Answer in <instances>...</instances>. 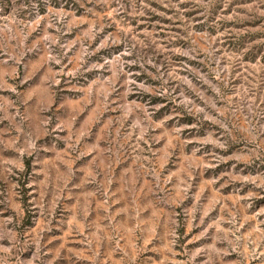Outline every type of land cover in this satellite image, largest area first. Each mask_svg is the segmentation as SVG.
Listing matches in <instances>:
<instances>
[{"label": "rangeland", "instance_id": "obj_1", "mask_svg": "<svg viewBox=\"0 0 264 264\" xmlns=\"http://www.w3.org/2000/svg\"><path fill=\"white\" fill-rule=\"evenodd\" d=\"M0 264H264V0H0Z\"/></svg>", "mask_w": 264, "mask_h": 264}]
</instances>
